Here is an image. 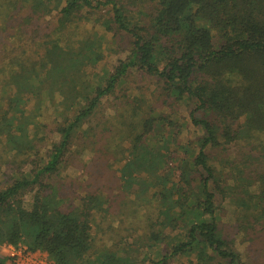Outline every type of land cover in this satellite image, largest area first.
Instances as JSON below:
<instances>
[{
	"label": "trees",
	"instance_id": "trees-1",
	"mask_svg": "<svg viewBox=\"0 0 264 264\" xmlns=\"http://www.w3.org/2000/svg\"><path fill=\"white\" fill-rule=\"evenodd\" d=\"M106 51L125 54L100 77ZM77 158L90 182L71 197L58 177ZM0 174V264L3 244L54 264H248L264 251V0H0ZM102 187L133 196L116 226Z\"/></svg>",
	"mask_w": 264,
	"mask_h": 264
},
{
	"label": "rangeland",
	"instance_id": "rangeland-1",
	"mask_svg": "<svg viewBox=\"0 0 264 264\" xmlns=\"http://www.w3.org/2000/svg\"><path fill=\"white\" fill-rule=\"evenodd\" d=\"M96 31L98 33V35L104 39V40H109L111 35L105 31V29L103 27L100 26H96ZM108 42V41H107ZM120 42L121 45L126 44L125 41H121L119 37L116 38V43ZM116 47V45H114V48ZM124 48V47H123ZM125 53H109L106 51V56L105 58L97 65V67L93 70L95 74H98L100 77L103 76L105 74L106 71L111 70V68L117 64V61L119 58H123ZM130 84L131 86H142L144 89H153V84L145 78L142 77H136L135 75L132 76V78L130 79ZM108 111V110H107ZM180 114L183 116H186V111L185 109L182 107L180 110ZM191 133L188 134L187 136L190 137H194V135H196V133L193 131L192 127H191ZM85 155V156H84ZM88 156V152H85L83 154V159L86 162H88L87 157ZM72 161H75L74 164H70L69 166H67L65 169H62L60 176L58 177V180L61 183H64L66 185V189L68 191V194L73 197L75 194H81L82 189L80 188V186H78L79 183H84L86 184L87 182H90L88 175L85 172V169L83 168V162H80V159H73ZM78 162H80L81 164H78ZM117 166H114L113 168H116ZM6 178H4L1 174H0V186L4 185L6 183L5 181ZM106 179L100 178L98 179V184L99 185H104L108 184L107 181H105ZM85 190V188H84ZM102 194H104L105 196L109 195V199L111 202V212L113 214L110 215L109 220L110 223H112L113 226L118 225L119 221V217H116L114 214L115 213H126L129 211V199L131 197H133L132 195H125L123 192H117V190L114 188L111 190V192H109L107 190V188L102 187L101 189ZM219 209L220 211H218V215H220V224L222 223L223 225H225L226 227H230L232 226L233 222L235 221V208L233 206L232 203H230L228 200H224L222 202H220L219 204ZM95 226V225H94ZM104 226V225H102ZM96 229V228H94ZM97 233V231H96ZM138 233V231H137ZM135 233V234H137ZM132 235H134L132 233ZM232 235V233H231ZM241 236L242 234H238L235 236V244L237 249L243 251L245 250L246 246H247V242H242L241 241ZM258 240H260L259 238H257ZM249 253L251 254H247L246 252H243V260L248 263V264H261L264 263V251L261 250L262 248V244L260 242V245L257 243L256 246L253 245H249ZM156 247H153L151 249H139V253L134 254L135 256H137V258L143 259L144 256L146 257H151L154 258L156 255ZM185 262L184 258H178V260L174 263V264H179V263H183Z\"/></svg>",
	"mask_w": 264,
	"mask_h": 264
},
{
	"label": "built area",
	"instance_id": "built-area-1",
	"mask_svg": "<svg viewBox=\"0 0 264 264\" xmlns=\"http://www.w3.org/2000/svg\"><path fill=\"white\" fill-rule=\"evenodd\" d=\"M1 251L14 264H54L46 252L30 251L21 244H3Z\"/></svg>",
	"mask_w": 264,
	"mask_h": 264
}]
</instances>
